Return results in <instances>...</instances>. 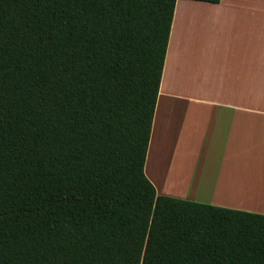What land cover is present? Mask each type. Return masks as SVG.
I'll return each instance as SVG.
<instances>
[{"label":"trees","instance_id":"obj_1","mask_svg":"<svg viewBox=\"0 0 264 264\" xmlns=\"http://www.w3.org/2000/svg\"><path fill=\"white\" fill-rule=\"evenodd\" d=\"M176 1L0 0V264H264V215L144 173Z\"/></svg>","mask_w":264,"mask_h":264},{"label":"crops","instance_id":"obj_2","mask_svg":"<svg viewBox=\"0 0 264 264\" xmlns=\"http://www.w3.org/2000/svg\"><path fill=\"white\" fill-rule=\"evenodd\" d=\"M263 28L260 4L176 1L144 165L158 195L264 215Z\"/></svg>","mask_w":264,"mask_h":264},{"label":"rangeland","instance_id":"obj_3","mask_svg":"<svg viewBox=\"0 0 264 264\" xmlns=\"http://www.w3.org/2000/svg\"><path fill=\"white\" fill-rule=\"evenodd\" d=\"M225 1H228V0H224V2ZM229 1L237 2V3L248 1V2H252V3L260 4L264 6V0H244V1L243 0H229ZM263 32H264V28H263Z\"/></svg>","mask_w":264,"mask_h":264},{"label":"bare ground","instance_id":"obj_4","mask_svg":"<svg viewBox=\"0 0 264 264\" xmlns=\"http://www.w3.org/2000/svg\"><path fill=\"white\" fill-rule=\"evenodd\" d=\"M159 153V152H158ZM161 153V152H160ZM159 163V162H158Z\"/></svg>","mask_w":264,"mask_h":264}]
</instances>
